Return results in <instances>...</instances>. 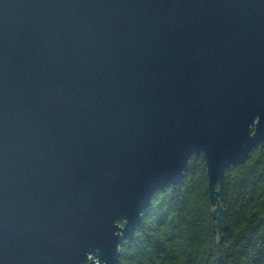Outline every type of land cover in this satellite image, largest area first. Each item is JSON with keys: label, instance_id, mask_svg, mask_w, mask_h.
Segmentation results:
<instances>
[{"label": "water", "instance_id": "water-1", "mask_svg": "<svg viewBox=\"0 0 264 264\" xmlns=\"http://www.w3.org/2000/svg\"><path fill=\"white\" fill-rule=\"evenodd\" d=\"M263 142L264 0H0V264H120L194 154L221 234Z\"/></svg>", "mask_w": 264, "mask_h": 264}, {"label": "trees", "instance_id": "trees-1", "mask_svg": "<svg viewBox=\"0 0 264 264\" xmlns=\"http://www.w3.org/2000/svg\"><path fill=\"white\" fill-rule=\"evenodd\" d=\"M223 183L228 226L220 234L206 163L194 154L183 181L154 194L120 264H264V142L228 168Z\"/></svg>", "mask_w": 264, "mask_h": 264}]
</instances>
